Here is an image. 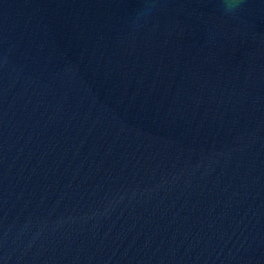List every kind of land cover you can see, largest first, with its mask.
I'll list each match as a JSON object with an SVG mask.
<instances>
[{
	"label": "water",
	"instance_id": "obj_1",
	"mask_svg": "<svg viewBox=\"0 0 264 264\" xmlns=\"http://www.w3.org/2000/svg\"><path fill=\"white\" fill-rule=\"evenodd\" d=\"M0 264H264V0H0Z\"/></svg>",
	"mask_w": 264,
	"mask_h": 264
},
{
	"label": "clouds",
	"instance_id": "obj_2",
	"mask_svg": "<svg viewBox=\"0 0 264 264\" xmlns=\"http://www.w3.org/2000/svg\"><path fill=\"white\" fill-rule=\"evenodd\" d=\"M240 0H228V8L231 10L235 8L237 4H239Z\"/></svg>",
	"mask_w": 264,
	"mask_h": 264
}]
</instances>
